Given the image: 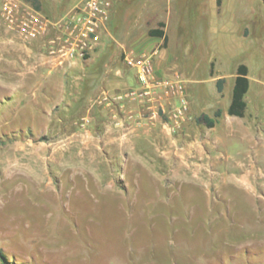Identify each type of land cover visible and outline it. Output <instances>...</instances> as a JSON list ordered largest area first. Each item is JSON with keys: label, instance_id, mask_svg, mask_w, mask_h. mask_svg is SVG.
<instances>
[{"label": "rangeland", "instance_id": "rangeland-1", "mask_svg": "<svg viewBox=\"0 0 264 264\" xmlns=\"http://www.w3.org/2000/svg\"><path fill=\"white\" fill-rule=\"evenodd\" d=\"M207 3L194 34L180 36L171 20L169 47L164 40L156 46L206 108L220 94L212 77L220 74L221 53L226 70L243 59L252 63V78H264L262 0H224L221 14L214 0ZM143 6L115 0L112 35L103 38L109 45L62 66L0 17V264H264V131L253 143L226 145L230 159L246 149L239 163L217 168L193 159L177 174L169 159L139 151L152 154L147 144L117 145L102 127L106 112L95 111L94 100L137 81L124 51L146 50L144 22L169 21L177 1ZM46 11L62 16L55 7ZM245 16L255 30L247 50L229 40ZM263 96L264 84L246 116L264 124ZM89 114L96 123L81 126Z\"/></svg>", "mask_w": 264, "mask_h": 264}, {"label": "crops", "instance_id": "crops-1", "mask_svg": "<svg viewBox=\"0 0 264 264\" xmlns=\"http://www.w3.org/2000/svg\"><path fill=\"white\" fill-rule=\"evenodd\" d=\"M43 7L45 10L47 9H58L62 11L61 15H65L69 10H71L75 5L80 3L83 0H41ZM112 1V7L110 10V19L105 24L102 32H101V40L99 45L97 46L98 51L102 48V46H108L109 42H103L104 37L111 36V29L109 24L112 18L116 14L115 9V0ZM144 6L148 0H143ZM177 1V7L175 13H173V18L169 21L167 18H154L147 19L144 22V26L147 25L148 28L146 30L147 35L149 34V30L152 28H157L160 26L161 22H164L163 29L165 34L167 35L168 45L169 47L170 37L168 33V26L171 24V20L173 23V27H176L179 31L180 36H184L186 39L189 35L194 34V26L196 21L201 20V13L207 8V0H175ZM215 8H217L218 12L223 7L224 0H214ZM264 3V1L262 0ZM52 3H57L56 6H52ZM50 5V6H49ZM43 8V9H44ZM254 10L252 14H254ZM48 13V11H47ZM205 13H207L205 11ZM49 14V13H48ZM50 15V14H49ZM51 17L53 14L51 13ZM256 18V16H255ZM167 19V20H166ZM243 24H241L236 30L231 31L229 34L231 38L230 41H233L234 46L236 48H240L243 50H247L251 48V36L255 33L254 24L252 25L250 22L252 21L251 17L242 18ZM247 21V22H246ZM199 22V21H198ZM143 26V27H144ZM144 38H140L147 43L146 50H152L154 48H158V53L155 57V66L157 74L161 76L171 75L173 72L171 71V60L167 56L161 55V50L159 47H156L159 43L164 40V37L159 36H149ZM179 36V38H181ZM182 40V39H181ZM185 40V39H184ZM222 45L220 48L226 47L223 44L224 38L220 40ZM227 41V40H226ZM33 42H30V44ZM120 48L126 49L124 44H120ZM228 56L226 53L220 54V74H216L212 77L213 80H217L219 77L223 78L225 81L223 83V90L220 91L218 97L215 96V102L210 106L199 107V99L196 94V89L189 86L187 84V90L190 97V113L189 118L185 123H183L180 127L171 129L168 127L164 121L157 117L154 119L146 118V114L148 113L146 108L137 102H124L122 104H110L108 101H100V97L103 93H108L112 95L118 91L125 90L127 88H122L114 91H103L101 95L97 96L94 100L95 103L93 106L98 111L100 109L106 112V119L103 123V126L107 131L111 132L110 142L116 143L120 146L132 147L134 150L137 146H141V144H147L148 147H151V153L145 152L144 150L139 149L140 152L143 151L144 155H146L149 159L158 160V158H163V161L169 159V164L174 166V171L177 174H180L182 168L180 164L185 163L186 167H190L189 161L192 160H206V165L202 166H216L220 168L222 163H230L236 162L239 163L244 157V153L246 149L243 148L237 150V155L234 158L230 159L229 156V148H226L228 143L233 144V140H238L243 142L248 140V142L253 143L255 140L259 139V136L264 131L263 123L258 121L253 122L251 119L252 112L249 113V118L246 116L248 114V101L252 99V96L257 93L259 94L261 91V85L264 84L263 80L260 78H252L251 77V65L252 63L245 62L243 59H236L233 68L225 69L227 66ZM79 60V59H77ZM75 60V61H77ZM74 61V62H75ZM215 64V62H211ZM240 64H246L248 66V78L250 79V87L248 92L245 95V100L247 102V107L244 116H236L230 115L228 113V108L231 104L232 100V90L234 86V79L237 75V69ZM179 72V71H178ZM190 79V78H189ZM137 86V81L133 82L131 87ZM228 92V96L226 99L223 98L226 96ZM264 99V96H263ZM221 111V115L216 117L215 123L213 126H208L205 122H197V118L200 113H204L209 115L210 117H214L217 110ZM96 123L94 116L89 114L88 116H82L80 118V125L86 126L92 123ZM95 120V121H94ZM255 121L256 118H255ZM222 125V126H221ZM161 132L167 133L168 141L165 142L164 138L160 137ZM143 155V154H142ZM241 155H243L241 157ZM167 162V161H166ZM240 165V164H239ZM192 172L191 176H198L200 168L194 169L189 168ZM183 174H186L183 171Z\"/></svg>", "mask_w": 264, "mask_h": 264}, {"label": "built area", "instance_id": "built-area-1", "mask_svg": "<svg viewBox=\"0 0 264 264\" xmlns=\"http://www.w3.org/2000/svg\"><path fill=\"white\" fill-rule=\"evenodd\" d=\"M111 0H83L58 19H52L27 0H2L0 17L7 28L23 40L38 42L57 65L83 59L100 43L101 32L110 19ZM152 50H125L123 60L134 69L137 86L112 95L103 93L100 101L110 104L137 102L147 110L146 118H161L171 129L180 127L190 113L186 79L178 71L157 74Z\"/></svg>", "mask_w": 264, "mask_h": 264}, {"label": "trees", "instance_id": "trees-1", "mask_svg": "<svg viewBox=\"0 0 264 264\" xmlns=\"http://www.w3.org/2000/svg\"><path fill=\"white\" fill-rule=\"evenodd\" d=\"M27 1L32 3L38 10L42 11L43 13H45L47 16L50 17L47 11L43 9L42 5L40 4L41 0H27ZM164 25H165L164 22H161L159 27L150 29L149 34L151 36L164 37V45L166 46L167 35L165 34V31L163 29ZM86 57L88 56L86 55ZM247 75H248V66L246 64H240L237 69V75L234 79V86L232 90V100L228 108V113L230 115H236V116L245 115V111L247 107L245 95L248 92L249 87H250V79L248 78ZM224 81L225 80L220 77L217 79V85H218L219 91L223 90ZM85 96L86 94H84L81 100H83V98L85 99ZM220 115H221V111L218 109L214 117H210L207 114H203L202 119L208 126H213L215 123L216 117Z\"/></svg>", "mask_w": 264, "mask_h": 264}]
</instances>
